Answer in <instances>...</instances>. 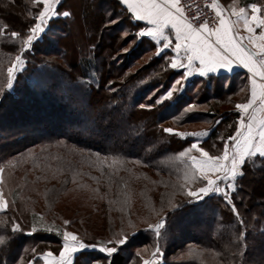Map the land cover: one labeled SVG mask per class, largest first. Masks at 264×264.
Listing matches in <instances>:
<instances>
[{"label": "trees", "instance_id": "16d2710c", "mask_svg": "<svg viewBox=\"0 0 264 264\" xmlns=\"http://www.w3.org/2000/svg\"><path fill=\"white\" fill-rule=\"evenodd\" d=\"M67 5L70 14L50 21L48 33L35 41L32 54L27 52L26 67L10 91L7 70L12 56L22 51L21 43L40 6H29L27 0H0V167L4 186L11 191L8 208L0 213V237L5 240L0 244V264H27L30 260L42 264L36 255L46 251L57 254L63 243L60 234L32 231L37 214L23 198H16L17 172L5 162L38 146H46L45 152H57L65 145L72 148L63 153L76 158L88 155L75 151L81 149L110 160L141 163L110 162L109 169L95 166L93 161V174L87 181H96L103 188L112 180L118 191L123 174L137 167L177 178L179 163L174 155L184 140L165 134L164 124L180 128L201 123L195 116L211 121L201 146L210 155H220L236 129L239 113L233 108L246 100L242 78L226 82L221 76H210L182 82L185 86L178 88L173 98L157 105V96L183 76L168 67L170 53L156 55L148 38L138 39L135 33L139 29L131 27L130 15L117 0H73ZM109 5L120 14L115 10L109 13ZM12 32L19 35L13 37ZM17 37L22 42L18 43ZM149 104L151 108L141 107ZM190 105L203 109L191 110ZM85 176L88 174L79 178L85 181ZM230 197L231 203L211 195L182 208L161 207L153 221L165 220L159 237L147 224H130L125 233L112 236H129L116 253L88 252L100 264H140L143 252L139 251L158 245L165 264H264V158L248 160ZM165 202L169 203L168 199ZM12 222L21 226L14 234ZM120 223L119 230H123L124 222ZM109 226L110 232H115ZM76 233L86 243H97L87 229Z\"/></svg>", "mask_w": 264, "mask_h": 264}, {"label": "snow or ice", "instance_id": "6c2138e0", "mask_svg": "<svg viewBox=\"0 0 264 264\" xmlns=\"http://www.w3.org/2000/svg\"><path fill=\"white\" fill-rule=\"evenodd\" d=\"M60 2L61 0H32V3L40 6V9L34 17V25L28 29L30 34L23 40L24 49H27L33 39L44 31V26L53 17L70 14L59 11ZM120 3L126 7L130 14L131 27L139 29L135 33L137 38L148 37L155 41L156 55H161L165 49L170 48L175 55L171 57L168 67L185 70L184 75L156 100L157 105H162L165 101L173 98L177 89L185 86L182 81L185 77L192 75L193 71L203 77L220 69L231 70L234 64H239L250 74L248 76L251 85L250 96L247 102L235 105L241 117H245L247 114V123L244 118L239 121L236 135L228 137V140L233 143L229 145L225 142L220 155H210L198 143H192L189 148L180 153L181 156L187 155L190 162L185 166L184 179L201 184L194 190L187 189L186 195L191 198L189 202L203 201L205 197L212 194L219 195L223 191L220 182L235 181L237 177L242 176L243 168L246 167L250 158H264V6L251 3L248 5L251 9L250 13L244 7L238 9L233 7L231 16L235 19H231L223 14V10L213 0L211 7L216 12L217 23L210 27L207 20L197 24L195 18L189 19L184 14L180 0H120ZM132 21H144L146 25L132 24ZM241 26L247 35H241L237 31ZM256 29H260L259 33ZM11 35L16 37L19 33L12 32ZM172 36H174V43L170 38ZM181 54L183 59H180ZM20 62L21 57L18 55L12 67L7 70L8 87H11L15 66ZM257 103L259 107L255 108L254 105ZM141 107L151 108L152 105H141ZM191 107L193 106L190 105L189 108ZM256 113H260V115H256ZM162 131L180 138L189 135H207L206 132H178L171 127L164 128ZM193 152L198 155H192ZM2 172L3 169H0V173ZM234 187L233 183L226 184L227 189H234ZM223 195L231 203L229 193L223 191ZM8 206L9 202L4 193L0 191V210L7 209ZM173 207L182 208L183 205H174ZM232 210L233 212L237 211L234 205ZM65 223L68 222L65 221ZM164 226L165 220L163 219L155 226L148 225L149 229L155 228L157 237L161 235L160 229ZM11 227L13 234L20 231L21 228L16 222H12ZM244 235L245 233H240L241 237ZM128 240L129 236L125 234L115 240L103 241L102 244L97 245L84 242L74 232L64 231L63 243L59 248L58 256L54 255L52 251H46L41 254V257L44 264H76L77 260L80 264H97L88 252L89 249L99 247L100 252L111 256L118 251V246L126 245ZM3 243L5 240L0 237V244ZM157 252H159V248H157ZM28 264H34V262L30 260ZM143 264H156V261L145 260Z\"/></svg>", "mask_w": 264, "mask_h": 264}, {"label": "rangeland", "instance_id": "374dc122", "mask_svg": "<svg viewBox=\"0 0 264 264\" xmlns=\"http://www.w3.org/2000/svg\"><path fill=\"white\" fill-rule=\"evenodd\" d=\"M65 1L66 3H64ZM72 1L73 0H61L60 5H58L59 11L61 13L68 12L65 10L68 7L67 3L70 5ZM257 1L259 2L258 5L264 6V0H261L262 2H260V0ZM27 2L29 6L36 5L32 3V0H27ZM114 10L116 12L118 11V14H120V11L115 6L109 5V13ZM79 13L80 12L78 11L77 16ZM119 16L120 15H118V17ZM58 17L61 18L67 16L57 15L51 20H54ZM12 18L15 17L12 16ZM49 28L50 22L44 26V31H42L33 39L27 49L23 48L22 40L17 37V42H22V51L17 55L12 56L13 59L10 62V67H12L13 62L18 55L21 57V62L17 63L15 66L12 84L11 87H8L10 91H12L14 87V81L16 80V77L19 74H22V71L26 67V60L28 58L27 52L29 55L33 53V44L36 40H39L43 35L48 33ZM191 79H184L182 82L186 84ZM160 96L162 95L159 94L157 99H159ZM189 109L202 110L203 108L196 106ZM193 119L201 123L186 125L180 128L167 123L164 124L163 128L171 127L178 132L185 133H208L207 128L210 126L211 121H207L206 119L198 116L193 117ZM206 136L207 135H189L185 138H180L177 136L179 139L184 140V143L180 148L181 150L174 155V160H176L175 162L179 163L177 171L179 176L177 178L160 176L158 174L152 173L148 169L137 167L127 175L123 174L122 181L117 180L120 181L117 185L118 191L114 185L115 183L112 182V180H107V182L111 183V187H109L110 185H106L107 188H103L102 185V187L96 185V181L94 183L87 181L90 179L91 174H93V172L91 173L92 162L96 161L97 164H95V166H106V168L109 169L110 162L114 164L117 162H124L129 164V166L130 164H136V166L141 165L140 162L138 163L137 161H128L124 159L119 161V158H112L110 160V157H102L100 155L93 154L90 155L91 153L87 151L83 152L81 149H76L75 151L88 153V155L80 154L79 157L76 158L63 153L64 151L71 152V146L69 147L61 145V149L59 148L57 152H45L44 150L46 146H38L34 149L35 151L24 155L23 157L21 156L12 158L10 161L5 162V165L8 166L7 164H9L15 169L14 171L17 172L16 176L18 185L17 189L15 190L16 198H23L27 203V206H29L30 209L37 214L35 217L37 220V223L35 224L37 225L34 224V229L46 230L48 232L60 234L62 240L64 231L74 232L77 235V231L84 232V230L87 229L91 234H93L92 238L95 240V242H97L95 244L100 245L103 241L115 240L119 238H112V236H114L116 233H125V227L130 228V226L136 227L143 224H152L155 226V224L161 220L158 219L159 221L155 224L153 222L158 211L162 210L161 207L163 209L166 208L167 210L168 208H174V205L200 202H189L191 201V198L186 195L188 188H192L194 190L196 187L201 186V184L184 179L186 170L185 166L189 165L190 162L187 155L181 156L180 153L184 149L189 148L192 143H198L201 146ZM65 147L66 149H64ZM191 154L198 155V153L195 152ZM0 166L2 167V165ZM101 172L104 173L105 170H102ZM67 173L71 175L69 179L66 176ZM80 174H88V176L83 177L86 179L85 181L82 178H79ZM39 177H43V179H39ZM114 179L116 180L117 178ZM228 183H233L235 185L236 180L220 182L221 189L223 191H227L230 196L235 190V187L234 189H227L226 184ZM120 190L122 193L119 192ZM223 191L219 194V196L224 197ZM167 199L169 203L167 202L166 204L165 201ZM126 200L130 204L128 203L127 205ZM173 200H179V202L173 203ZM119 216L121 218H119ZM76 218L78 219L76 220ZM65 221L68 223L66 224ZM120 221L124 222L123 230H119V226H122ZM109 225H112V227L115 229V232H110L111 230L109 229ZM56 226H62V231H60V229ZM34 229H32V231ZM151 230H153V233L155 234V228L153 227ZM119 247L121 246H118V248ZM97 248L99 249V247ZM157 248L158 245L150 247L147 246L141 249L139 252L143 253L140 264H143L145 260L156 261V264H165L164 253L160 249L159 252H157ZM35 258H37L38 261H41V254L36 255ZM174 258L175 257L172 259ZM136 263L131 262L130 264ZM97 264L100 263L97 262Z\"/></svg>", "mask_w": 264, "mask_h": 264}, {"label": "crops", "instance_id": "0c3cea01", "mask_svg": "<svg viewBox=\"0 0 264 264\" xmlns=\"http://www.w3.org/2000/svg\"><path fill=\"white\" fill-rule=\"evenodd\" d=\"M119 3H120V0H117ZM251 1L249 0H217V4L220 6V8L225 11L226 13V17H230L231 19H235V17H232L231 16V12H232V9L233 7L235 8H240V7H244L246 9L247 12H251V9L248 7V5H250ZM120 5L126 10V7L123 6L121 3ZM127 11V10H126ZM128 13V12H127ZM129 14V13H128ZM130 15V14H129ZM135 22V21H133ZM136 23H139L141 26H145L146 25V22L144 21H140V22H136ZM237 31L241 34V35H247V33L245 32L244 28L241 26L237 29ZM257 33H259L260 29H256ZM145 38H148V37H145ZM172 40H173V43H174V36L170 37ZM156 47V42L155 41H152L151 38H148ZM245 43H247L245 41ZM162 47V44L160 45ZM164 52H170V61H171V57L175 55V53H173L171 51V49H165ZM163 52V53H164ZM162 54V53H161ZM180 59H183V55L181 54L180 56ZM198 64V62H196ZM176 71H181L184 75V69H175ZM250 74L248 73L247 69L243 68L241 65L239 64H234L232 69L231 70H226V69H220V70H217L216 72H211V73H208L206 74L205 76H200L198 72L196 71H193L192 75L190 76H187L185 77L186 80L188 79H191V78H194V77H200V78H206V77H210V76H221L223 77L226 82L229 81V79H234L235 81L239 80L240 78H242L245 82V87H244V91L246 93V100L244 102H247V99L249 98L250 96V81L248 80V76ZM243 103V102H241ZM255 108H258L259 107V104L257 103L256 105H254ZM234 111L238 112L239 113V118L237 120V123H236V127L238 126L239 124V121L244 118L245 119V123H247V114L245 115V117H241V114L239 112V110L234 106L233 108ZM250 113H251V110H250ZM256 115H260V113H256ZM236 135V129H235V132L232 136H235ZM229 145H231L233 143V141H230V140H227L226 141ZM223 152V151H222ZM222 154V153H221ZM0 177H2V173H0ZM0 191H2L5 195V198L7 199V201L9 202L10 200V190L7 189L5 186H4V182H3V177H2V180H0ZM7 209H4V210H0V213L2 212H5ZM89 250H99L98 248L96 249H89ZM59 254V253H58ZM58 254H54V255H57ZM106 254V253H105ZM75 258V257H74ZM41 261H42V264H44V260L43 258H41Z\"/></svg>", "mask_w": 264, "mask_h": 264}, {"label": "built area", "instance_id": "2783aa9c", "mask_svg": "<svg viewBox=\"0 0 264 264\" xmlns=\"http://www.w3.org/2000/svg\"><path fill=\"white\" fill-rule=\"evenodd\" d=\"M217 3V0H215ZM213 0H180L184 14L189 18H195L197 24L208 21L209 26H215L217 17L215 10L211 7ZM223 14L226 15L225 11Z\"/></svg>", "mask_w": 264, "mask_h": 264}]
</instances>
